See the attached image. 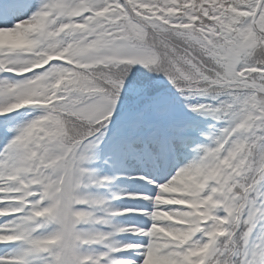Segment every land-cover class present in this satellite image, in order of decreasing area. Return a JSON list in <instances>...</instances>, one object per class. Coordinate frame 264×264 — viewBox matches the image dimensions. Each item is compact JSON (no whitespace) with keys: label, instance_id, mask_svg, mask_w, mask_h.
I'll return each instance as SVG.
<instances>
[{"label":"snow or ice","instance_id":"snow-or-ice-1","mask_svg":"<svg viewBox=\"0 0 264 264\" xmlns=\"http://www.w3.org/2000/svg\"><path fill=\"white\" fill-rule=\"evenodd\" d=\"M0 264H264V0H0Z\"/></svg>","mask_w":264,"mask_h":264}]
</instances>
